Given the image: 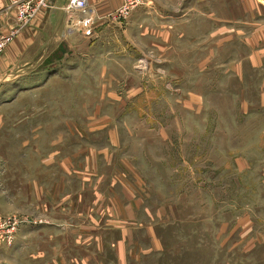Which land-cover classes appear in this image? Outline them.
Listing matches in <instances>:
<instances>
[{
    "label": "rangeland",
    "instance_id": "obj_1",
    "mask_svg": "<svg viewBox=\"0 0 264 264\" xmlns=\"http://www.w3.org/2000/svg\"><path fill=\"white\" fill-rule=\"evenodd\" d=\"M116 12L1 83L0 264H264V0Z\"/></svg>",
    "mask_w": 264,
    "mask_h": 264
},
{
    "label": "crops",
    "instance_id": "obj_2",
    "mask_svg": "<svg viewBox=\"0 0 264 264\" xmlns=\"http://www.w3.org/2000/svg\"><path fill=\"white\" fill-rule=\"evenodd\" d=\"M52 8L40 11L27 25L20 27L11 44L0 55L1 83L12 82L24 71L31 69L55 44L61 29L62 6L66 0H52ZM122 0H88V10L95 18L106 19L120 8ZM89 13V14H90ZM18 27L15 13L7 11L5 0H0V35H6ZM46 54V55H45Z\"/></svg>",
    "mask_w": 264,
    "mask_h": 264
},
{
    "label": "built area",
    "instance_id": "obj_3",
    "mask_svg": "<svg viewBox=\"0 0 264 264\" xmlns=\"http://www.w3.org/2000/svg\"><path fill=\"white\" fill-rule=\"evenodd\" d=\"M7 11L15 13L18 27L11 30L9 34L0 35V55L11 44L20 27L29 24L42 10L52 8V0H5ZM141 0H124V7L119 8L116 15L122 17L136 7ZM88 9V0H66L61 10L63 20L68 23L75 16L83 15ZM20 26V27H19Z\"/></svg>",
    "mask_w": 264,
    "mask_h": 264
}]
</instances>
